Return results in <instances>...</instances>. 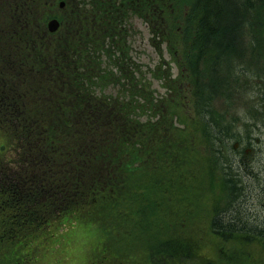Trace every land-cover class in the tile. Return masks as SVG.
Here are the masks:
<instances>
[{"label":"trees","instance_id":"16d2710c","mask_svg":"<svg viewBox=\"0 0 264 264\" xmlns=\"http://www.w3.org/2000/svg\"><path fill=\"white\" fill-rule=\"evenodd\" d=\"M59 1L24 0L26 19H7L8 35L0 28V138L9 143L0 158V211L9 214L7 239L97 209L149 226L150 264L219 263L187 233L195 224L218 240L217 253L228 259L221 263L261 264L254 258L264 259V220L253 221L236 204L246 165L243 153L236 160L233 142L247 137L232 129L242 120L231 114L242 104L227 79H241L232 75L237 60L259 84L249 85L253 109L242 111L258 120L264 0H65L63 29L53 36L44 23ZM132 18L146 24L151 46L161 53L166 45L188 82L170 92L177 96L172 115L136 63ZM162 77L158 68L153 78ZM242 89L249 95L247 84Z\"/></svg>","mask_w":264,"mask_h":264},{"label":"rangeland","instance_id":"374dc122","mask_svg":"<svg viewBox=\"0 0 264 264\" xmlns=\"http://www.w3.org/2000/svg\"><path fill=\"white\" fill-rule=\"evenodd\" d=\"M11 1H13L14 8L9 5V0H0V28H4V36L9 34V31H7V19L11 17L22 22L23 17L26 19L27 14L30 12V9L28 12L26 8L28 12L26 13L21 8L24 0ZM53 11L58 13V17L61 20L65 18V11H55V8L47 10V14ZM44 12H46L45 9L41 11V13ZM32 17L35 18L34 15ZM132 19L134 20L131 21L132 53L139 69L144 73L147 71L149 75V71H153L159 65V55L150 45L151 36L146 24L140 19ZM19 44L16 43L17 46ZM165 58L166 63L173 62L172 57L168 53H165ZM21 59L22 57L18 52L15 60ZM255 62H260V60ZM231 64L234 65L232 75H238L241 79L230 78L227 79V82L234 91L237 105L242 104L240 106L241 110L231 114V117L237 116L234 118V122L242 120L236 123L232 129L237 135H243L245 138L251 139L250 144H248L249 142L244 143L239 148L240 152L235 154V157L238 158L236 160L239 161L240 154L243 153L245 160L241 159V164L243 165L244 163L246 165L242 166L241 170L246 174L244 176L245 189L242 192L241 199H238L236 204H241L243 210L245 212L247 210L253 221L262 222L264 220V113L260 116L258 115V120H251L250 115L244 117L243 114H246V112H242L250 107L253 109L257 100L252 97L250 86L259 84L240 72L241 63L239 61L234 60ZM171 67L174 72L173 77L176 78L175 64H171ZM258 67H262V65L259 64ZM250 73L253 75V72ZM246 77L248 79H245ZM155 82L154 87L158 88V84ZM245 84L248 85L249 95L248 93L244 95L245 90L242 89V86ZM159 88L161 93H164V90L168 91L166 88ZM108 93L115 94L114 88L109 89ZM244 97L247 98L248 105L244 103ZM261 104L263 105V103ZM173 109V105L166 104L168 115H172ZM248 121H250L251 125L246 127L244 124ZM3 139L0 138V144ZM178 199L177 195H172L170 203L175 204ZM199 214L200 210H198L196 215L199 216ZM4 216H6V213H0L1 220H3ZM85 217H80L77 212H73L66 218L54 222L50 228L47 227L49 230L47 228L40 231L32 230L24 236L23 232L19 233V235L16 233L14 239H7L8 233L4 231L3 221H0V264H87L94 259L93 255H98V258L95 257L97 264H111L113 259H117L118 264H150V257L153 260L154 253H149V248H147L149 246V234L152 233L149 231L148 225L144 224L141 227H138V225L134 227L133 221L129 224L127 222L122 223L119 218L102 220L103 224L97 217H92V221L97 222L92 223L91 220ZM142 222L145 223V221ZM107 224L108 226H106ZM122 225L123 228H121ZM110 226H113L110 228L111 230L109 229ZM115 227L118 229V233H115L117 232ZM189 228L191 229L180 230L181 232H187L188 230L187 233L189 234L193 233V226ZM140 230L145 231L141 240L138 239ZM43 233H46V236H41ZM193 234L199 237L201 243L204 244L202 251L205 258L209 256V258L214 257L215 260H220L219 263L214 262V264H223L221 260L224 262L228 260L227 256L224 257L220 251L217 253L216 244H218V240L216 238H210V235L208 237L204 231L200 233L197 226H195V233ZM151 238L154 237L150 234V240ZM6 256L11 260H6ZM254 259L259 260L261 264L264 262L260 253H256Z\"/></svg>","mask_w":264,"mask_h":264},{"label":"water","instance_id":"95a60500","mask_svg":"<svg viewBox=\"0 0 264 264\" xmlns=\"http://www.w3.org/2000/svg\"><path fill=\"white\" fill-rule=\"evenodd\" d=\"M59 24L56 20L49 23V29L55 31L58 28Z\"/></svg>","mask_w":264,"mask_h":264}]
</instances>
